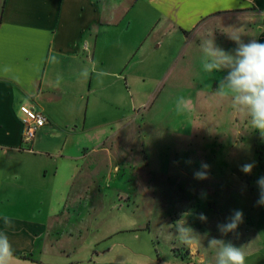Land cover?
<instances>
[{
  "label": "crops",
  "instance_id": "1",
  "mask_svg": "<svg viewBox=\"0 0 264 264\" xmlns=\"http://www.w3.org/2000/svg\"><path fill=\"white\" fill-rule=\"evenodd\" d=\"M237 31L245 43H264V0H0V232L9 238L15 264H131L125 244H104L112 237L105 228L92 245L78 242L88 230L83 220L92 217L90 201L103 198L99 211L112 185L109 176L101 180L102 160L114 163L113 140L137 122L132 85L160 82L154 67L171 41L178 46L163 84L186 80L193 70L194 84L204 85L208 73L194 70V57L203 56L201 40L213 37L225 51L232 41L227 34ZM218 74L211 85L227 70ZM130 100L136 103L131 108ZM30 103L48 123L25 143L19 109ZM250 192L217 212L224 223L242 210L243 223L223 240L241 248L246 264H264L257 180ZM190 213L192 225L200 214ZM210 230L198 226L203 237ZM66 235L72 241L66 243ZM189 237L181 252L173 251L175 258L215 264V249Z\"/></svg>",
  "mask_w": 264,
  "mask_h": 264
},
{
  "label": "rangeland",
  "instance_id": "2",
  "mask_svg": "<svg viewBox=\"0 0 264 264\" xmlns=\"http://www.w3.org/2000/svg\"><path fill=\"white\" fill-rule=\"evenodd\" d=\"M225 44L229 53L237 47L233 41ZM177 46L176 41L166 42L161 50L153 71V76L160 78L157 85H132L135 96L131 94V98L138 105L135 111L131 109V116L138 115L137 122H130L121 138L113 140L114 163L102 160L105 168L101 180L109 176L112 185L99 211L103 198L90 201L92 217L83 220V228L88 230L83 229L84 236L78 242L92 245V240H101L105 228L112 237L104 244H125L131 264H182L174 250L181 252L190 235L201 245H208L209 235L223 239L217 229L223 216L217 209H228L233 202L251 197L248 182L254 186L263 173L264 139L234 110L230 98L216 95L219 85L211 83L218 72L208 73L207 85L194 84L193 70L187 72L186 80L165 79L163 84ZM194 58L195 70L201 67L202 57ZM176 70L179 76L183 65ZM180 97L189 101L182 111L177 109ZM131 102L129 108L136 104ZM250 162L255 165L253 172L243 173L240 166ZM202 164L209 167L205 170ZM198 171H207L208 178L197 180L194 173ZM95 210L99 212L97 222ZM192 211L208 214L209 222L203 224L195 216L191 225ZM198 226L212 230L203 237ZM182 228L189 230L181 233ZM78 239L76 235L74 241ZM64 241L72 239L66 235Z\"/></svg>",
  "mask_w": 264,
  "mask_h": 264
},
{
  "label": "clouds",
  "instance_id": "3",
  "mask_svg": "<svg viewBox=\"0 0 264 264\" xmlns=\"http://www.w3.org/2000/svg\"><path fill=\"white\" fill-rule=\"evenodd\" d=\"M227 35L237 45L232 53L217 47L213 37L201 40L202 71L214 74L227 70V76L220 81L216 95L230 98L234 110L246 117L248 126L258 131L264 139V43H259L255 39L245 43L238 31ZM188 103V100L180 97L177 109L181 111L187 109ZM254 166V162L245 163L240 166V170L245 174H251ZM201 167L206 170L209 166L202 164ZM194 176L197 180L208 178L207 171H198ZM257 186L259 189L257 204L264 206V177L257 179ZM3 219L6 226L11 225V218L5 216ZM199 219L206 221L207 217L201 213ZM243 220L242 210H233L224 223L217 225V229L221 235L233 233ZM188 230L182 228L179 231L184 233ZM208 247L215 249V264H246L241 248L231 242L211 238ZM15 260L7 234L0 232V264H15Z\"/></svg>",
  "mask_w": 264,
  "mask_h": 264
},
{
  "label": "built area",
  "instance_id": "4",
  "mask_svg": "<svg viewBox=\"0 0 264 264\" xmlns=\"http://www.w3.org/2000/svg\"><path fill=\"white\" fill-rule=\"evenodd\" d=\"M19 110L23 126V141L31 143L35 139L38 130L47 125L48 118L32 103L21 105Z\"/></svg>",
  "mask_w": 264,
  "mask_h": 264
},
{
  "label": "trees",
  "instance_id": "5",
  "mask_svg": "<svg viewBox=\"0 0 264 264\" xmlns=\"http://www.w3.org/2000/svg\"><path fill=\"white\" fill-rule=\"evenodd\" d=\"M262 153H263L262 151L259 152V154L261 155V157H262ZM263 155H264V154H263ZM261 157H260V158H261ZM261 170L263 171V173L260 175V177H264V166H263V168H261ZM260 177H259V178H260ZM248 184H249V186H250V188H251V190H252L253 186L250 185L251 182L249 181ZM175 252H177V251L175 250Z\"/></svg>",
  "mask_w": 264,
  "mask_h": 264
}]
</instances>
